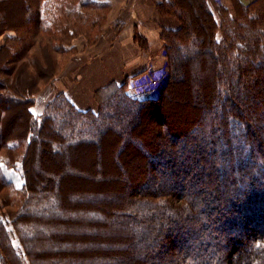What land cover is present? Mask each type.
<instances>
[{
	"label": "trees",
	"instance_id": "trees-1",
	"mask_svg": "<svg viewBox=\"0 0 264 264\" xmlns=\"http://www.w3.org/2000/svg\"><path fill=\"white\" fill-rule=\"evenodd\" d=\"M211 2L158 3L179 21L160 33L161 94L124 83L84 111L61 91L36 113L111 2L0 0V264H264V0ZM176 101L190 112L168 109L147 142L141 124ZM133 141L146 154H112Z\"/></svg>",
	"mask_w": 264,
	"mask_h": 264
},
{
	"label": "rangeland",
	"instance_id": "rangeland-1",
	"mask_svg": "<svg viewBox=\"0 0 264 264\" xmlns=\"http://www.w3.org/2000/svg\"><path fill=\"white\" fill-rule=\"evenodd\" d=\"M160 1L147 0L148 6L143 4L141 0H117L115 7L111 3L102 33L97 34V37L91 43L88 42L85 35L78 36L72 43L76 51L73 50L68 55H60V60L58 61V69L60 72L57 78H55L54 84H50L52 81L47 78L48 83L42 85L40 94L36 98L37 108L40 109L41 105L45 104L54 94L62 91L69 96L78 109L84 111L88 109L95 110L98 107L99 100L107 97L105 96L106 94L112 93L113 89H110L111 87L125 85L124 83L128 87L126 92L135 97H156L161 94L169 81V71L165 51L166 41L161 38L160 33L163 30L162 28H167L161 27L162 22L165 21L164 18L170 16L163 13L162 9L158 6ZM240 1L244 5H247L253 0ZM130 3L132 5H129ZM141 6L146 7V11L150 12L149 19L145 17L150 21L149 24L153 25V23H156V25L158 24L161 27L159 28L156 42L154 41L152 45H149V41L134 28L130 33L124 32L123 30L127 27V24L123 23L124 21L121 22L118 19H116L117 21H109V16H111V19L121 17L123 19V16L126 15L127 19L130 14L129 12H132V7L141 8ZM211 6L214 9H221V7L227 8L230 14H235L234 0H212ZM118 12L119 14L117 15ZM174 18L177 19L176 17ZM11 34H15V32H11ZM134 34H140L142 39L140 41L137 40L136 37L134 38ZM3 41L2 37L0 45L3 44ZM73 95L79 99L80 105L76 103L75 99L73 100ZM176 102L170 103L166 106L167 108L159 109L158 114L155 112L153 122L145 119L144 123L141 124L145 132L142 133L147 142L155 141L152 135L156 131H159L157 122L163 118L160 116L161 114H169L168 109H170V112L171 110L182 111L184 109L190 112L189 107L183 106L181 102ZM182 117L180 116L178 118L181 119ZM232 131L236 133L234 127ZM18 133L19 129H17V126H11L10 134L17 135ZM94 145L97 147L98 143ZM132 145L134 146L133 149H127L125 147L120 152L122 145L119 144L111 152L112 154H121L126 150L129 154H135V152L139 154L138 151L140 154H146L140 150V145L136 142L133 141ZM82 154H97V152L83 151ZM142 170L140 169L136 173L138 174ZM132 175H135V172ZM11 176L17 182L21 180L18 179L16 174ZM139 178L142 181L147 179L145 173L139 176ZM19 183L21 184L22 182ZM4 211L0 199V212L4 213Z\"/></svg>",
	"mask_w": 264,
	"mask_h": 264
},
{
	"label": "crops",
	"instance_id": "crops-1",
	"mask_svg": "<svg viewBox=\"0 0 264 264\" xmlns=\"http://www.w3.org/2000/svg\"><path fill=\"white\" fill-rule=\"evenodd\" d=\"M106 1H110L112 3V5L115 7L117 4V0H106ZM119 1V0H118ZM122 1V0H120ZM141 2H143V4L147 5V0H141ZM129 5H132L131 3ZM122 6H124V4H122ZM146 7L141 6V8H136V7H132V12H129L130 14L128 15V18L126 19V15L123 16L121 18H113L111 19L109 16V21H117L116 19H118L119 21H124L123 23L127 24V27H125V29L123 30L124 32L130 33V31L134 28L136 30L139 31L140 34H142L147 41H149V45H152V43L155 41L156 42V38L158 36V32H159V28L161 27H167L170 29H176L179 25V21L177 19H175L174 17L170 16V17H166L164 18L165 21H163L162 26L159 27V25L156 23H153V25H150L149 22L145 17H147L149 19L150 17V12L146 11L145 9ZM131 11V10H129ZM120 12V11H119ZM119 12L117 13V15L119 14ZM115 17V16H113ZM110 30V29H108ZM10 32H15V31H10ZM135 34H134V38H135ZM3 36L0 37V42ZM73 100H76V103L78 105H80V101L79 99L73 95ZM34 111L36 113H40L41 112V108H34Z\"/></svg>",
	"mask_w": 264,
	"mask_h": 264
},
{
	"label": "snow or ice",
	"instance_id": "snow-or-ice-1",
	"mask_svg": "<svg viewBox=\"0 0 264 264\" xmlns=\"http://www.w3.org/2000/svg\"><path fill=\"white\" fill-rule=\"evenodd\" d=\"M20 185L18 184L17 187H19Z\"/></svg>",
	"mask_w": 264,
	"mask_h": 264
}]
</instances>
